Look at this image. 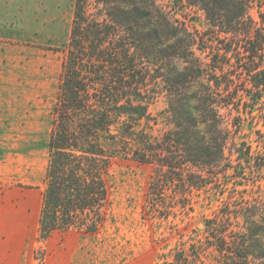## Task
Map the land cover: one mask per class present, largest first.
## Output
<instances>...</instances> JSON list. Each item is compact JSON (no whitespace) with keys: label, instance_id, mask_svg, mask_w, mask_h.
Here are the masks:
<instances>
[{"label":"trees","instance_id":"trees-1","mask_svg":"<svg viewBox=\"0 0 264 264\" xmlns=\"http://www.w3.org/2000/svg\"><path fill=\"white\" fill-rule=\"evenodd\" d=\"M66 48L40 240L98 233L122 158L152 167L150 219L190 216L204 192L221 201L158 264H264L251 220L264 210V0H75Z\"/></svg>","mask_w":264,"mask_h":264},{"label":"rangeland","instance_id":"rangeland-1","mask_svg":"<svg viewBox=\"0 0 264 264\" xmlns=\"http://www.w3.org/2000/svg\"><path fill=\"white\" fill-rule=\"evenodd\" d=\"M74 10L75 0H0V192L5 198L14 187L38 188L40 216L49 160L45 143ZM196 23L206 26L203 18ZM165 107L160 99L152 116ZM151 174L150 165L114 159L106 175L107 219L98 233L56 232L46 241L38 233L23 243L22 264H158L162 253L201 237L204 221L221 205L218 195L202 193L190 216L150 219L144 205ZM32 182L37 187L23 184Z\"/></svg>","mask_w":264,"mask_h":264},{"label":"crops","instance_id":"crops-1","mask_svg":"<svg viewBox=\"0 0 264 264\" xmlns=\"http://www.w3.org/2000/svg\"><path fill=\"white\" fill-rule=\"evenodd\" d=\"M23 184L37 187L36 182ZM38 194V188L19 186L5 198L0 192V264L23 263V243L39 233Z\"/></svg>","mask_w":264,"mask_h":264},{"label":"clouds","instance_id":"clouds-1","mask_svg":"<svg viewBox=\"0 0 264 264\" xmlns=\"http://www.w3.org/2000/svg\"><path fill=\"white\" fill-rule=\"evenodd\" d=\"M179 69L183 71L181 67H179ZM251 220L257 225H264V210H258L256 214L251 217Z\"/></svg>","mask_w":264,"mask_h":264}]
</instances>
